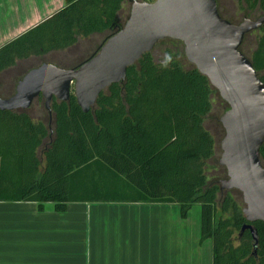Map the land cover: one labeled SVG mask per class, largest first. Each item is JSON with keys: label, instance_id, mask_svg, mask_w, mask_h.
Here are the masks:
<instances>
[{"label": "trees", "instance_id": "16d2710c", "mask_svg": "<svg viewBox=\"0 0 264 264\" xmlns=\"http://www.w3.org/2000/svg\"><path fill=\"white\" fill-rule=\"evenodd\" d=\"M125 1L65 0L63 8L0 47V73L95 34L106 35L101 47L123 27ZM239 3L264 14V0ZM259 31L251 55L244 42L240 49L264 82V26ZM217 95L178 52L169 48L156 57L153 49L129 67L124 82L104 90L88 113L73 91L68 101L53 98L52 116L36 118L31 108L0 110V201L36 202L40 210L53 203L59 212L79 202L177 204L184 219L199 204L200 240L212 241L213 264H264V223H253L254 254L251 232H241L247 223L243 200L235 196L241 193L221 190L227 172L206 126ZM36 101L44 104L42 96ZM260 152L264 164V144Z\"/></svg>", "mask_w": 264, "mask_h": 264}, {"label": "water", "instance_id": "95a60500", "mask_svg": "<svg viewBox=\"0 0 264 264\" xmlns=\"http://www.w3.org/2000/svg\"><path fill=\"white\" fill-rule=\"evenodd\" d=\"M263 26L264 15L239 24L223 18L217 0H132L128 20L91 58L72 68L43 63L31 69L11 97H0V110L28 109L42 96L52 116L53 98L68 101L73 91L78 106L88 113L99 95L124 82L129 67L160 41H181L187 61L228 104L220 117L225 135L219 165L227 172L221 190L242 194L247 223L241 232H251L255 254L258 233L253 223H264V82L240 48L247 34Z\"/></svg>", "mask_w": 264, "mask_h": 264}, {"label": "crops", "instance_id": "0c3cea01", "mask_svg": "<svg viewBox=\"0 0 264 264\" xmlns=\"http://www.w3.org/2000/svg\"><path fill=\"white\" fill-rule=\"evenodd\" d=\"M64 6L0 0V47ZM200 239V212L184 219L177 204L0 201V264H213Z\"/></svg>", "mask_w": 264, "mask_h": 264}, {"label": "rangeland", "instance_id": "374dc122", "mask_svg": "<svg viewBox=\"0 0 264 264\" xmlns=\"http://www.w3.org/2000/svg\"><path fill=\"white\" fill-rule=\"evenodd\" d=\"M218 10L224 16L225 19L230 20L234 24H239L244 18L257 19L264 15L263 13L250 12L241 7L239 0H217ZM132 7V0H126L123 5V9L120 13L121 21L125 24L130 16ZM261 31H251L247 34V38L243 44V50L247 55H251L253 50L257 46V41L261 35ZM105 34H95L88 38L82 39L74 47L68 48L63 51H54L43 57H31L27 60L18 61L17 64L0 73V95L2 98L11 97L15 91L18 82L33 68L40 66L43 63H52L62 67H72L76 64L81 63L86 58L96 52L102 44ZM171 49L173 52H178V55L185 57L184 45L182 43L175 42H160L154 48L156 57L164 55L166 49ZM187 60V59H186ZM219 95L213 99V111L206 120V126L211 131L216 139V158L219 164V158L221 156V140L225 135L224 128L220 122V117L223 115L225 110V104ZM33 115L36 118H41L46 115V109L43 103H39L36 100L30 107ZM214 172V171H213ZM238 199H242V194L235 195ZM195 211L200 212L201 206L195 204L192 210H190L191 216L195 215Z\"/></svg>", "mask_w": 264, "mask_h": 264}]
</instances>
